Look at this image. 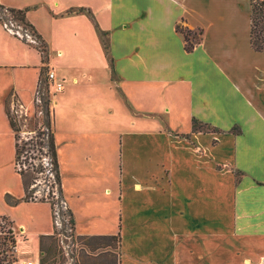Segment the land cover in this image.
I'll list each match as a JSON object with an SVG mask.
<instances>
[{
    "label": "crops",
    "instance_id": "1",
    "mask_svg": "<svg viewBox=\"0 0 264 264\" xmlns=\"http://www.w3.org/2000/svg\"><path fill=\"white\" fill-rule=\"evenodd\" d=\"M4 5L22 13L44 48L45 42H62L58 27L69 20L76 45L89 54L74 55L79 68L71 76L49 69L48 61L40 66L46 88L49 71L63 87L47 102L66 225L84 247L105 243L85 248L92 257L86 264H106L114 253L116 264H259L264 52L250 44V0H8ZM177 25L198 33L192 51L185 50ZM23 47L26 54L36 50ZM71 62L68 54L60 57V63ZM70 105H88V118L90 107L108 105L112 113V105H121L136 116L158 117L153 119L158 130H129L126 122L119 132L91 133L92 122L81 120ZM26 107L22 113L29 112ZM7 124V147L16 151L8 118ZM3 146L0 136V151ZM16 190L13 182L0 183V217L11 222L17 239L27 229L16 226L17 206L28 202L23 190L20 197ZM34 221L32 230L37 223L41 229L40 249L58 227L50 217ZM40 256L31 261L38 264Z\"/></svg>",
    "mask_w": 264,
    "mask_h": 264
},
{
    "label": "rangeland",
    "instance_id": "2",
    "mask_svg": "<svg viewBox=\"0 0 264 264\" xmlns=\"http://www.w3.org/2000/svg\"><path fill=\"white\" fill-rule=\"evenodd\" d=\"M4 2H8V0H0V7L9 9L10 7L4 5ZM7 17V14H1L0 9V136L5 146L0 151V183L4 184L10 181L16 184L18 190L15 193L17 197L21 196L23 190V200L28 203L26 205L18 203L16 212L18 222L16 226L25 225L27 228L24 231L25 235L16 239L11 228V222L7 218L0 217V264H13L18 259L37 261L39 254L41 256L38 264H86L90 261L89 259L92 261V257L86 254L85 248L93 251L103 247L104 245L102 244L105 243L86 242V247H84V242L80 243L77 239L72 238L69 226L66 225L64 227L65 223L58 227L59 232L63 236H53V239L45 240L40 249H38V234L41 229L36 228L40 227L37 223V226L34 224V229L32 230L30 220L33 219L37 222V218L45 220L50 217L53 219V210L49 204L50 201L53 202L52 196L50 195V197L46 194V186H51L47 181L48 175L44 172L45 163L40 156V154L42 156L45 155V152H43L44 144L40 146L38 143L42 142L39 124L46 125L44 123L46 121L44 105H46L47 100H54L55 97H58L59 93L52 86L48 85V88H46L43 85L42 78L44 76L41 74L40 66L48 61L49 69L54 68L56 70L59 68V74L71 76L77 73L79 68L73 60L75 58L74 55H86L89 57V54L83 51V47L76 45L77 40L71 34V23L68 22L69 20L61 22L58 27L62 35V42L57 41L58 43L52 46L45 42V49L42 48L45 52L42 54L36 45L29 44L25 39L12 34L5 27L4 22L7 21ZM23 32L25 33V30ZM197 39H199V36H197ZM22 45L35 48L36 50H33L32 53L27 51L26 54ZM80 51L83 52L80 53ZM67 54L68 60H72V62L60 63V57L63 58ZM72 91L69 90L66 97L68 100L73 96ZM34 100L36 104L34 103L33 105ZM84 100L81 99L80 101ZM47 105H49L51 119L52 103ZM70 106L73 112L79 114L81 120L84 122L90 120L92 122V125L88 126L91 133H96V131L101 129L119 132L125 130L126 122L129 130H140L142 128L147 132L158 130L157 123L153 120H158V117L155 116L153 118V115L136 116L130 109L127 111L121 105H112V113H108L110 112L106 109L108 105H106V108L103 105V108H99L98 105L96 108L90 107L92 109L88 111L93 113L92 118L86 116L85 109L88 105ZM3 107L9 111L19 129L16 134L14 133L15 140L17 138L19 143L18 165H16V151H11L7 147L10 142L8 136H6L9 126ZM21 107H26L29 112L22 113ZM33 107L35 111L32 114ZM31 114L32 117H29ZM132 124L135 126L133 127ZM47 127L49 128L50 137L52 136L53 138L51 124ZM204 129L206 130V128ZM30 132H33V134L30 135ZM30 137L32 139L27 141L26 139ZM47 155L49 154L47 153ZM51 162L52 158L49 157V163ZM19 167L23 169V173L18 171ZM57 172L59 176L58 168ZM112 176L113 180L111 181H115L116 176ZM43 198L49 200V203ZM36 222L34 221V223ZM109 246L112 248L116 247V242L109 243ZM16 247H18V250H16ZM107 259L106 264H116L117 262L115 253L111 260Z\"/></svg>",
    "mask_w": 264,
    "mask_h": 264
},
{
    "label": "built area",
    "instance_id": "3",
    "mask_svg": "<svg viewBox=\"0 0 264 264\" xmlns=\"http://www.w3.org/2000/svg\"><path fill=\"white\" fill-rule=\"evenodd\" d=\"M1 9V14L4 13V14H7V21H5V27H7L12 34L14 35H17L19 38H22V39H25L29 44H33V45H38L39 44V40L36 38V35L33 34L32 30L27 27L26 25H24L22 22L16 20L14 17H13V14L9 11V9H4L2 7H0ZM11 16V17H10ZM11 18V19H10ZM23 30H25V33L23 32ZM47 80L49 81V85L52 86L55 91L57 92H60L62 90V85L61 83H57L55 81V77L53 75L52 72H48L47 73ZM38 102V101H37ZM48 125H41V123L39 124V127L41 129V141L42 143L44 144L43 146V152H45V155L42 156L40 154V156L43 158V162L45 163L44 164V167H45V174L48 175V178H47V181H48V184L51 186H46L47 188V195L48 196H52V201H50L51 205H52V210H53V219H54V222L56 223L55 225L57 227H59V224H57V221L58 223H61L62 224H70L69 223V220H68V215H67V210L64 206V203L63 201L60 199V195H59V183L57 181V178H56V172L54 170V166H53V163H49V155H47V144H48V140L50 138V133H49V128L47 127ZM33 132H30V135H32ZM32 137L26 139L27 141L31 140ZM36 152H38L36 150ZM51 158V157H50ZM47 184V185H48ZM50 190V191H49ZM50 196V197H51ZM45 199V198H43ZM46 201H49L47 199H45ZM65 224V225H66ZM58 229V228H57ZM59 232V230H58ZM56 232V236L57 237H60V233ZM13 264H36L30 260H16L13 262ZM259 264H264V258L261 259L260 263Z\"/></svg>",
    "mask_w": 264,
    "mask_h": 264
},
{
    "label": "trees",
    "instance_id": "4",
    "mask_svg": "<svg viewBox=\"0 0 264 264\" xmlns=\"http://www.w3.org/2000/svg\"><path fill=\"white\" fill-rule=\"evenodd\" d=\"M251 3V29H250V44L251 47L257 51V52H264V0H250ZM9 11L13 14V17L22 22L24 25L29 27L33 34L36 35V38L39 40V44L37 45V48L39 49L42 54L45 52V48L43 46V42L40 39V36L36 33V31L33 29L31 25L25 22L23 19L22 13L9 9ZM176 30L182 34L184 41H185V50L187 52L192 51L195 44L198 42L199 39H197L198 33L190 31L189 29L182 27L180 25L176 26ZM44 48V49H42ZM45 115H46V121L44 122L46 125H50V113H49V105L48 102L45 103ZM6 115L9 120L10 127L12 131L16 134L19 129L16 124V122L13 120L12 116L9 114V111L6 109ZM197 123L194 121V127H196ZM41 134V133H40ZM38 145H43L42 142H39ZM47 153L52 158L54 170L56 172V178L57 181H59V176L57 172V163H56V157H55V149H54V143L52 136L48 140L47 144ZM19 143L18 139L16 138V165L19 158ZM18 171L20 173H23V169L19 167ZM25 186V185H24ZM45 200V199H44Z\"/></svg>",
    "mask_w": 264,
    "mask_h": 264
}]
</instances>
